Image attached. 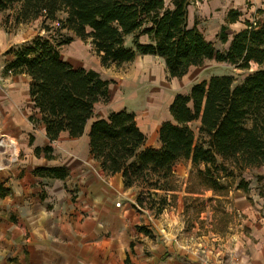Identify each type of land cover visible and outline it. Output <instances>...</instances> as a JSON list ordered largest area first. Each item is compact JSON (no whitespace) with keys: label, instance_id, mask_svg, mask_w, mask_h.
<instances>
[{"label":"trees","instance_id":"1","mask_svg":"<svg viewBox=\"0 0 264 264\" xmlns=\"http://www.w3.org/2000/svg\"><path fill=\"white\" fill-rule=\"evenodd\" d=\"M194 1L0 0V20L6 30L39 21V31H44L6 51L10 57L6 71L29 76V96L37 111L30 121L42 123L53 142L63 133L81 136L92 119L87 132L90 155L105 174L119 173L124 187L137 189L135 206L144 208L147 200L146 208L155 214L176 198L172 166L180 159L189 160L191 166L186 192L198 201L200 189L211 190L219 196L213 197L215 206V198L225 197L232 186L248 196L249 180L242 174L264 163V16L246 20L229 36L222 25L217 38L226 47L219 50L201 31L198 18L190 19ZM240 14L228 9L225 23L236 22ZM62 29L89 38L102 66L150 54L162 58L170 78L183 76L207 59L239 69L256 67L238 83L230 74H213L193 83L186 93L177 92L168 107L171 119L158 128L160 145L142 147L146 136L132 110L96 115L98 101L108 100L109 82L97 70L74 67L61 58L60 46L68 41ZM192 122L198 123L197 131ZM43 151L51 159V148ZM33 171L59 179L69 174L64 166ZM11 194V188L0 181V198ZM184 206L188 209L185 202ZM138 229L149 232L143 226Z\"/></svg>","mask_w":264,"mask_h":264},{"label":"crops","instance_id":"2","mask_svg":"<svg viewBox=\"0 0 264 264\" xmlns=\"http://www.w3.org/2000/svg\"><path fill=\"white\" fill-rule=\"evenodd\" d=\"M10 46L5 32L0 29V181L12 191L11 195L0 198V212L9 214H0V233L9 232L4 240L11 253L9 263L205 264L198 247L199 237L197 242H191L182 236L181 227L174 225L183 205L178 203L175 216L169 210L163 217L164 222H157L156 217L134 205L135 187H124L121 174H105L101 170L89 153L87 132L92 119L79 137L61 134L60 137H67V143L62 144L60 137L53 142L46 137L42 123L34 125L30 121L31 115L37 116L29 96L30 79L25 73L6 71L10 58L6 51ZM110 105L113 111L126 108L118 100ZM108 111L96 115L104 117ZM171 117L169 114L161 119L152 133L137 123L146 136L142 147L160 145L159 125ZM46 146L51 148V159L45 157L43 148ZM36 148H39L38 153ZM55 166L68 168L69 174L59 179L33 173L39 167ZM260 168L259 172L264 175V165ZM172 170L176 176L181 174L178 161ZM70 184L80 187L76 202L69 199L66 191ZM251 185L248 196L239 189L232 193V209L243 214L250 223L256 216L249 198L257 194ZM211 197L219 196L211 194ZM120 198L125 199L123 204L118 201ZM49 200H53L51 208H47ZM10 217H14L13 220ZM5 222L11 225H4ZM138 226L145 227L148 234ZM257 233L264 234V224ZM2 262L0 258V264Z\"/></svg>","mask_w":264,"mask_h":264},{"label":"rangeland","instance_id":"3","mask_svg":"<svg viewBox=\"0 0 264 264\" xmlns=\"http://www.w3.org/2000/svg\"><path fill=\"white\" fill-rule=\"evenodd\" d=\"M165 1L168 2V0ZM228 9L240 11L241 14L236 22L225 23L224 17ZM258 9H262V12ZM194 16L198 18L199 27L205 37L213 42L216 49L221 50L226 47V44L220 43L217 38L220 27L225 25V32L229 36L246 20L250 21L254 17L258 19L264 16V0H195L189 7L190 19ZM51 26L56 27V23H51ZM0 29L5 32L6 41L12 46L28 40L29 37L37 33L44 34V31H39V21L31 24H19L11 30H6L2 25V20H0ZM30 32H33L32 35H29ZM49 33L61 39L54 30ZM60 33L64 39H68L66 43L60 46L61 58L74 67L93 68L109 82L108 100L98 101L94 112L99 114L104 110L110 111L112 108L110 103L118 100L128 110L134 111L136 122L147 128L150 133L154 131L155 125L161 119L169 116L168 107L177 92L186 93L193 83L206 79L213 74H230L238 83L243 76L256 67L252 64L248 69H239L225 62L207 59L201 66L190 67L183 76L170 78L167 76L162 58L157 55L138 54L129 62L102 66L89 38H81L66 29H62ZM130 40L131 37L126 38L128 45H130ZM197 125V122L190 124L194 131H197ZM66 139V135H62L60 143H67ZM262 165L242 174L246 180H249V185L252 184L251 188H256L258 194L254 193V198L250 197L251 210L256 216V220L251 221V223L246 222L243 214L232 209V193L236 190L234 186L229 189L225 197L215 198V201L219 202H217V206H215L214 198L211 197L213 194L211 190L200 189L199 200L192 198L195 195L191 196L186 192L191 169L186 159L178 161L181 174L177 176L175 174L176 198L174 202L167 205L160 213L155 214L153 210L146 208L147 200H144L143 209L146 210V213L156 217L157 222L163 223L165 219L163 217L168 215L169 210L173 212L171 215L175 216L178 203L184 206L185 202L188 209L184 210L185 206L183 207V211L178 213V221L176 220L174 225H179L177 227H181L180 231L184 233L182 236L191 242H197V237H199L200 245L198 247L203 252L205 264H264V234L257 233L264 224V175L259 172ZM66 191L69 199L76 202L80 195V187L77 184H70ZM52 201L47 203V208L52 207ZM118 201L123 204L125 199L120 198ZM200 210L203 211L200 212ZM0 214L9 215L1 212ZM4 225L9 226L11 224L5 222ZM8 236L7 230L0 233L2 264H10L8 259L11 257V253L8 252L4 244V240ZM26 236H28L27 232Z\"/></svg>","mask_w":264,"mask_h":264},{"label":"built area","instance_id":"4","mask_svg":"<svg viewBox=\"0 0 264 264\" xmlns=\"http://www.w3.org/2000/svg\"><path fill=\"white\" fill-rule=\"evenodd\" d=\"M115 204H117V206H118V205H120V203H119V202H116Z\"/></svg>","mask_w":264,"mask_h":264}]
</instances>
